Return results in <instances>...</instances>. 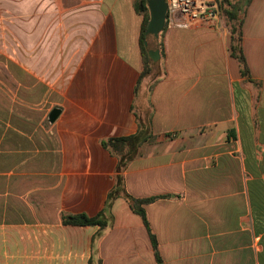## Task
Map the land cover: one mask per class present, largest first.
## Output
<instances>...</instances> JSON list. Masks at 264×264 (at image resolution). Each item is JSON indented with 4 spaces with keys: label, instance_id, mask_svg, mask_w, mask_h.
Segmentation results:
<instances>
[{
    "label": "crops",
    "instance_id": "obj_1",
    "mask_svg": "<svg viewBox=\"0 0 264 264\" xmlns=\"http://www.w3.org/2000/svg\"><path fill=\"white\" fill-rule=\"evenodd\" d=\"M138 1L0 0V84L44 80V141L0 148V264H156L128 203L105 209L118 161L101 142L137 133V104L150 107L152 138L123 188L164 197L144 206L162 264H264V0H250L241 26L249 82L222 21L166 29L162 54L160 35H146L159 60L135 96ZM104 209L103 230L61 223Z\"/></svg>",
    "mask_w": 264,
    "mask_h": 264
},
{
    "label": "trees",
    "instance_id": "obj_2",
    "mask_svg": "<svg viewBox=\"0 0 264 264\" xmlns=\"http://www.w3.org/2000/svg\"><path fill=\"white\" fill-rule=\"evenodd\" d=\"M220 10L223 12V17L225 18V25L230 33V47L229 54L235 59L240 69V76L244 78L246 81H250L249 79V71L241 51V26L243 21V16L245 14V9L248 6L250 0H218ZM135 9L138 13L142 14L144 17L142 27H141V35L139 40L140 51L142 55V63L143 70L140 74V77L137 81L136 87L134 89V95L137 96V90L140 86L141 80L144 77H147L152 72L151 60L147 53V48L144 46V42L146 41V27L149 21V13L147 9V1L139 0ZM165 31V27L163 32ZM160 34V38L158 39L157 48L162 54V43L161 38L162 34ZM158 82V78L153 81L149 90H151L152 85ZM135 107H132V110ZM135 117L138 123V131L134 136L130 137H120V138H108L101 142V146L103 149L108 151L112 156L117 159V166L115 171V184L112 190L107 195L106 206L105 209L109 208L112 201L118 197L123 198L129 205L132 213L137 215L141 221L143 226L145 227L150 245L152 248L154 260L156 264H162V260L159 255L158 244L155 236L153 235L151 229L149 228L148 220L146 218L144 206L152 204L159 199H163V196H156L147 199H135L129 196L124 188H123V176L122 173L127 167L128 163L132 161L137 156L138 147L147 141H149L152 137L150 134L151 130V114H148L142 118V113L137 114L135 112ZM60 114V109H52L48 115L47 121L48 123H54ZM105 209L95 217L89 218L83 214L79 215H61V223L63 225L68 226H97L100 230L106 228L107 223L103 220V213ZM91 264V261H90ZM97 264H100V261L97 260Z\"/></svg>",
    "mask_w": 264,
    "mask_h": 264
},
{
    "label": "rangeland",
    "instance_id": "obj_3",
    "mask_svg": "<svg viewBox=\"0 0 264 264\" xmlns=\"http://www.w3.org/2000/svg\"><path fill=\"white\" fill-rule=\"evenodd\" d=\"M221 14L225 24L223 12ZM156 79L151 78L150 85ZM26 87L31 90L26 92ZM0 88V138L3 140L1 152L5 150L7 139L13 136L19 139L18 149H32L33 143H39L38 139L43 137L44 141V80L2 79ZM139 105L135 106L137 114L142 113V118L150 114V107Z\"/></svg>",
    "mask_w": 264,
    "mask_h": 264
},
{
    "label": "built area",
    "instance_id": "obj_4",
    "mask_svg": "<svg viewBox=\"0 0 264 264\" xmlns=\"http://www.w3.org/2000/svg\"><path fill=\"white\" fill-rule=\"evenodd\" d=\"M165 30H187L194 26L217 28L222 24L218 0H165Z\"/></svg>",
    "mask_w": 264,
    "mask_h": 264
},
{
    "label": "water",
    "instance_id": "obj_5",
    "mask_svg": "<svg viewBox=\"0 0 264 264\" xmlns=\"http://www.w3.org/2000/svg\"><path fill=\"white\" fill-rule=\"evenodd\" d=\"M147 9L149 13V21L147 23L145 35L153 36L155 39L163 32L165 27V16L167 5L165 0H147ZM146 45V43H144ZM149 58L153 63L159 60L157 51L149 53Z\"/></svg>",
    "mask_w": 264,
    "mask_h": 264
}]
</instances>
